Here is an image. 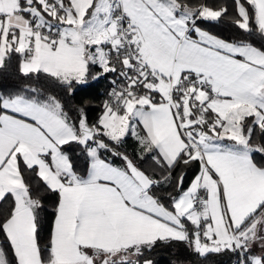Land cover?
Returning a JSON list of instances; mask_svg holds the SVG:
<instances>
[{
  "label": "snow or ice",
  "instance_id": "6c2138e0",
  "mask_svg": "<svg viewBox=\"0 0 264 264\" xmlns=\"http://www.w3.org/2000/svg\"><path fill=\"white\" fill-rule=\"evenodd\" d=\"M13 64L0 264H264V0H0Z\"/></svg>",
  "mask_w": 264,
  "mask_h": 264
},
{
  "label": "trees",
  "instance_id": "16d2710c",
  "mask_svg": "<svg viewBox=\"0 0 264 264\" xmlns=\"http://www.w3.org/2000/svg\"><path fill=\"white\" fill-rule=\"evenodd\" d=\"M217 34H222L225 37L231 38L232 33L227 30L226 25H213L208 28ZM19 73L16 69L15 64L10 66L8 69H0V90L16 87L19 83ZM107 82L101 81L95 86L93 91L103 92L107 88ZM79 99V97H77ZM100 99H103L101 96ZM96 112L90 113V116L94 118ZM155 264H210L208 260H202L196 256L190 255L185 249L178 245L172 247H161L157 248L151 257ZM233 258L227 255H215L211 257V264H232Z\"/></svg>",
  "mask_w": 264,
  "mask_h": 264
}]
</instances>
